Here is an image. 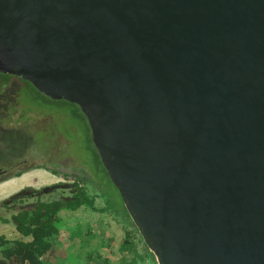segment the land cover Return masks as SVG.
Segmentation results:
<instances>
[{
  "label": "water",
  "instance_id": "water-1",
  "mask_svg": "<svg viewBox=\"0 0 264 264\" xmlns=\"http://www.w3.org/2000/svg\"><path fill=\"white\" fill-rule=\"evenodd\" d=\"M0 74L78 109L155 264H264V0H0Z\"/></svg>",
  "mask_w": 264,
  "mask_h": 264
},
{
  "label": "rangeland",
  "instance_id": "rangeland-1",
  "mask_svg": "<svg viewBox=\"0 0 264 264\" xmlns=\"http://www.w3.org/2000/svg\"><path fill=\"white\" fill-rule=\"evenodd\" d=\"M6 112H11L8 120H5L8 118L5 116ZM7 150L11 152V155ZM0 156H2L0 157V167L3 169L10 167L11 172L16 167L10 158L22 156L23 160L19 163H27V166L31 163L35 164L28 171H26V165H19L17 169L27 173H22L21 177L11 178L0 185V235L6 239H20L12 224L10 222L3 223L1 219L8 220L14 212V208L28 207V203L32 205L33 200H23L15 206H12L11 203L12 194L30 183H33V187L37 189L40 186L44 188L58 180L63 184V188L41 191L42 195H47L41 200H49L56 196H60L61 200H68L70 197L67 191L61 193L59 190H67L68 185L76 177L78 181L75 182L84 189L89 197L96 196L94 199L95 209L103 207L99 192L109 202L107 208L109 211L121 209L116 191L102 173L100 175L96 172L98 167L92 164L93 144L79 111L60 101L50 102V100L32 92L25 83L4 76H0ZM50 169L59 174H65V177L61 178L59 175L54 178L49 177L47 171ZM81 181H87V185ZM70 190L72 191V189ZM119 211L113 213H118L120 216ZM59 217L61 219L59 237L63 239V243L72 245H61L57 248V251L63 253L62 258L50 261L51 264L54 262L57 264H82V257L85 254L81 251L82 246L93 247L96 237L108 239L112 237L109 250L104 248L105 261L102 264L118 263L120 254L116 252L115 244L128 227L120 230V224L115 222L113 215L93 213L85 208H79L71 213L62 211L59 213ZM129 231L136 251L143 254L144 248L138 236L130 229ZM98 248L95 246V250ZM101 248L103 249V247ZM87 251L88 248H86V253ZM57 257H61L60 252ZM124 257L129 259L127 254ZM142 264L153 263L144 260Z\"/></svg>",
  "mask_w": 264,
  "mask_h": 264
},
{
  "label": "trees",
  "instance_id": "trees-1",
  "mask_svg": "<svg viewBox=\"0 0 264 264\" xmlns=\"http://www.w3.org/2000/svg\"><path fill=\"white\" fill-rule=\"evenodd\" d=\"M0 76L10 77L17 81H20L14 77L6 76L3 74H0ZM21 82L25 83L31 89V91L34 92L36 95H40L41 97H44L42 94L34 90L28 83L24 81H21ZM60 102L73 106L75 109H77L72 104L66 103L64 101H60ZM79 115L82 121L86 125L85 119L80 114V112H79ZM86 128L89 133V129L87 125H86ZM89 136H90V133H89ZM92 164L98 167L96 172L100 175L102 173V175L108 181L107 176L98 160V156L94 148H93ZM51 172L55 173L53 171ZM19 174L20 173H16L14 176L17 177L19 176ZM76 181H78V179H76ZM81 182L87 185V181L85 182L81 181ZM72 186L74 188V192L72 193L70 199L68 200H61V201L53 200V201H47V202H37L29 210H22L16 214L10 215L8 220L1 219L3 223L12 222L14 224L15 232L22 238H28L29 240L28 241H23L20 239L9 240L3 237L2 235H0V264H51L50 261L53 262V260L55 261V259L57 260L61 259L63 253L61 251H57V248H59L61 245L70 246L72 244L63 243L62 242L63 239L59 237V223L61 222L59 213H61L62 211L66 213H71V212L78 210L79 208H85V210H88L93 213L94 212L103 213V214L109 213L113 215L116 222L119 223L123 227V229L124 228L126 229V227H128L126 230H124V238L120 243L119 251L120 252L129 251L132 253L133 256L129 261L123 260L119 264H139L143 262L144 260H149L151 263L155 264L153 256L151 255V253H149V251L143 245L140 237L137 234L136 229L130 222L122 206V203L120 201V198L117 192L116 194H117V197L121 205V209L120 208L117 209L118 211L120 210L119 211L120 216L118 215V213L116 214L113 213V212H117V210L114 209V210L109 211L107 209L109 206V202L106 199H104L103 194L101 192L98 193V195H100L101 197L99 196L97 197H99L102 200L103 207L100 209H95L94 199L96 196L89 197L84 191V189L82 187H79L76 182H74ZM129 229L138 236L140 243L142 244L144 248L143 255H138L133 250L134 248H133L132 242L130 241L131 239H130ZM91 247L82 246L81 251L85 253L83 254L84 256L82 257L83 259L82 264H91L93 260L92 255H90L88 251L86 253V248H88L89 250L91 249ZM59 252H60L61 257H57L59 255ZM100 260L101 259H99V261ZM54 264H57V263L54 262Z\"/></svg>",
  "mask_w": 264,
  "mask_h": 264
},
{
  "label": "flooded vegetation",
  "instance_id": "flooded-vegetation-1",
  "mask_svg": "<svg viewBox=\"0 0 264 264\" xmlns=\"http://www.w3.org/2000/svg\"><path fill=\"white\" fill-rule=\"evenodd\" d=\"M8 118L5 119V120H8L9 117L11 116V112L10 113H7L6 112V115ZM10 128V127H9ZM11 150V149H10ZM8 151V150H7ZM11 152L8 151V154H10ZM4 154H7V153H4ZM2 157V156H0ZM8 160V159H6ZM23 160V157L22 156H17L16 158H10V161L13 162L12 164H15V167L16 169L11 172L10 171V167L6 168V169H3L2 167H0V184L2 183H5L9 180H11V178H18V177H21L26 171H28L30 168H32L35 164L34 163H31V165H26L27 163H19V161ZM9 161V160H8ZM9 161V162H10ZM19 165H26L25 168H26V171L23 172L21 171V169H17L19 168ZM12 166V165H11ZM54 169V168H53ZM53 169H50L48 170V176L49 177H52L54 178L55 176L59 175L61 178L64 177L65 174H62V173H57L56 171H53ZM56 170V169H54ZM37 171V170H36ZM51 171L55 172V173H52ZM30 172V171H29ZM16 173H20L19 176L15 177L14 175ZM27 173V172H26ZM76 181V177H74V181H72V183L70 185H68L67 187V190H63V189H60L59 192L63 193V192H66L69 194V197H71L72 193L74 192V188H73V183ZM33 183H30V184H27L25 185V187H22L20 189H18L15 193L12 194V197H11V203H12V206H15L16 204H19L21 201L23 200H33L34 202L32 203V205L28 203V207H24V208H18V209H15L14 208V212L11 214H16L22 210H29L31 209L37 202H47V201H53V200H60V196H56V197H53L49 200H41L42 198L46 197L45 195H42L40 192L42 191H46L48 189H51V190H57L58 187H62L63 188V184L62 183H59L58 180H56L54 183H50L48 185H46L44 188L43 187H38L37 189L33 187ZM72 189V191L70 190ZM27 192H30L29 194ZM13 208V207H12ZM14 228V224L12 222H10ZM17 239V238H16ZM20 240H23V241H28L29 239L28 238H22L20 236Z\"/></svg>",
  "mask_w": 264,
  "mask_h": 264
},
{
  "label": "crops",
  "instance_id": "crops-1",
  "mask_svg": "<svg viewBox=\"0 0 264 264\" xmlns=\"http://www.w3.org/2000/svg\"><path fill=\"white\" fill-rule=\"evenodd\" d=\"M3 184V183H2ZM1 185V184H0ZM116 222V221H115ZM119 224V223H118ZM123 229V227L120 225V230H122ZM123 232V231H122ZM123 236L122 237H120L119 239H118V241H117V243L115 244V246H116V252L118 253V254H120L119 255V257H118V263L117 264H119V263H121V261H129L131 258H132V253L131 252H129V251H123V252H120L119 251V247H120V243H121V241L123 240V238H124V233L122 234ZM99 239V240H98ZM131 241V240H130ZM132 242V241H131ZM110 244H112V237H109V239L108 238H100V237H96V239H95V241H94V248H91L90 249V251L88 250V252H90V255H92V258H93V260H92V264H102L103 263V261H105V259H104V250L106 249V250H109V246H110ZM100 245V246H99ZM132 245H133V250L136 252V254H138V255H143V254H139L137 251H136V249H135V247H134V244L132 243ZM95 246H97V248L98 249H96L95 250ZM101 247H103V249L101 248ZM105 248V249H104ZM95 250V251H94ZM93 251H94V253H93ZM144 253V252H143ZM98 254V255H97ZM125 254H127V255H129V259H126L125 257H124V255ZM95 255V256H94ZM99 259H101L100 261H99ZM140 264V263H139Z\"/></svg>",
  "mask_w": 264,
  "mask_h": 264
},
{
  "label": "built area",
  "instance_id": "built-area-1",
  "mask_svg": "<svg viewBox=\"0 0 264 264\" xmlns=\"http://www.w3.org/2000/svg\"><path fill=\"white\" fill-rule=\"evenodd\" d=\"M140 264H142V262Z\"/></svg>",
  "mask_w": 264,
  "mask_h": 264
}]
</instances>
